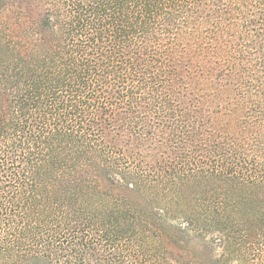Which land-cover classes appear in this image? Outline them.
I'll list each match as a JSON object with an SVG mask.
<instances>
[{"label": "trees", "instance_id": "obj_1", "mask_svg": "<svg viewBox=\"0 0 264 264\" xmlns=\"http://www.w3.org/2000/svg\"><path fill=\"white\" fill-rule=\"evenodd\" d=\"M0 264H264V0H0Z\"/></svg>", "mask_w": 264, "mask_h": 264}]
</instances>
